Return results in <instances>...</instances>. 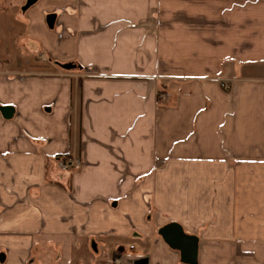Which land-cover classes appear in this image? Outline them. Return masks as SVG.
I'll list each match as a JSON object with an SVG mask.
<instances>
[{
	"label": "crops",
	"instance_id": "0c3cea01",
	"mask_svg": "<svg viewBox=\"0 0 264 264\" xmlns=\"http://www.w3.org/2000/svg\"><path fill=\"white\" fill-rule=\"evenodd\" d=\"M29 1L0 0V264H185L142 254L155 218L264 264V0Z\"/></svg>",
	"mask_w": 264,
	"mask_h": 264
},
{
	"label": "water",
	"instance_id": "95a60500",
	"mask_svg": "<svg viewBox=\"0 0 264 264\" xmlns=\"http://www.w3.org/2000/svg\"><path fill=\"white\" fill-rule=\"evenodd\" d=\"M37 0H30L28 5ZM55 15L47 17V23L50 27L54 26ZM65 67H70L65 65ZM0 111L4 118L11 119L14 116L15 108L13 106H0ZM159 235L164 242L172 249L180 252V259L185 264H199V238L196 235L187 234L181 224L170 222L159 229Z\"/></svg>",
	"mask_w": 264,
	"mask_h": 264
},
{
	"label": "rangeland",
	"instance_id": "374dc122",
	"mask_svg": "<svg viewBox=\"0 0 264 264\" xmlns=\"http://www.w3.org/2000/svg\"><path fill=\"white\" fill-rule=\"evenodd\" d=\"M25 0H2V3L4 4H8V3H13V4H21L23 3ZM191 13V12H190ZM198 13H191V18L189 16H186L185 13L183 12H179L177 13V17L179 19H183V20H187L188 19H191V20H198L199 19V15ZM67 68V67H66ZM224 83V86L225 88H229L226 86V83ZM228 85V84H227ZM161 98H162V101L164 99L163 97V94L161 95ZM69 160V159H68ZM58 162V167L60 168L59 166V161ZM61 169V168H60ZM73 169H75V165L72 167V171ZM70 170V169H69ZM155 215V214H154ZM167 220H160V221H157L156 218L149 221L150 224L153 225V230H152V233L147 235V236H141V237H138V241L141 242V249H143L142 251V254L143 255H146L147 253H150L149 252V249L151 248V246H154V245H157V246H161L163 245L164 247H167V249H169V251H173V253L175 252L177 257L180 258V252L175 250V249H172L170 248L165 242L164 240L162 239V237L159 235L158 231L159 229L164 226L163 223H165ZM130 241H135L136 239L134 237H131L129 238ZM97 243H99L98 245H101L100 247H104L105 249L103 250L100 249L98 250L97 252V259H99L100 261H102L103 263L107 264V237L105 236H97ZM120 254L119 253H116V252H111L109 254V256L114 260V258H117ZM132 264V263H131Z\"/></svg>",
	"mask_w": 264,
	"mask_h": 264
},
{
	"label": "built area",
	"instance_id": "2783aa9c",
	"mask_svg": "<svg viewBox=\"0 0 264 264\" xmlns=\"http://www.w3.org/2000/svg\"><path fill=\"white\" fill-rule=\"evenodd\" d=\"M226 86L228 87V85L226 84ZM59 166L61 168V170H71L72 167L74 166V162L71 159H67V160H59Z\"/></svg>",
	"mask_w": 264,
	"mask_h": 264
},
{
	"label": "trees",
	"instance_id": "16d2710c",
	"mask_svg": "<svg viewBox=\"0 0 264 264\" xmlns=\"http://www.w3.org/2000/svg\"><path fill=\"white\" fill-rule=\"evenodd\" d=\"M56 158L58 160H67L68 158H70V155L69 154L57 155Z\"/></svg>",
	"mask_w": 264,
	"mask_h": 264
}]
</instances>
